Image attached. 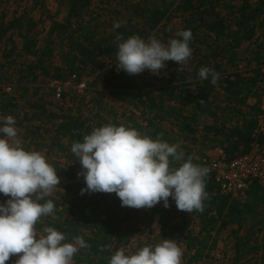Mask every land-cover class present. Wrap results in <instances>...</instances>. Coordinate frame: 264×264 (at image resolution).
<instances>
[{
	"label": "trees",
	"instance_id": "obj_1",
	"mask_svg": "<svg viewBox=\"0 0 264 264\" xmlns=\"http://www.w3.org/2000/svg\"><path fill=\"white\" fill-rule=\"evenodd\" d=\"M11 1L19 5L23 0ZM36 1L44 7V0ZM65 2L62 22L48 15L49 40L42 47L37 44L38 22L27 11L10 19L0 14V42L10 43L9 54L18 51L26 57L23 68L17 69L14 86L37 94L38 83L45 79L91 76L103 82L107 93L122 106L116 110L104 103L103 88L63 92L56 99L48 87L57 101L56 111L43 119L42 104L32 102L26 115L15 96L0 100V117L15 118L16 127L23 129L19 133L24 148L41 152L46 146L43 154L61 178V184L46 198L54 202L55 211L37 222V231L53 227L68 241L83 237L89 247L79 250L73 264H109L111 255L128 246L135 235H147L154 229L153 238L140 241L130 252L171 238L187 251L183 264H205L224 232L231 251L224 252L216 264H264V181L252 180L241 194L233 196L223 193L209 173L203 211L178 210L171 198L167 208L160 202L137 209L122 207L115 193L81 194L85 186L83 176L78 175L81 167L59 159L61 154H73L74 142L108 123L178 143L184 159L191 158L200 166H205L206 151L214 147L222 149L226 160L249 152L254 144L264 148V130L258 124L264 113L260 105L264 93V0ZM172 19H177L175 28L170 25ZM114 22L121 26L114 29ZM188 29L193 39L186 64L169 60L159 75L147 71L129 75L117 68L118 35L125 39L132 35L145 40L155 37L167 44L178 31ZM205 66L219 73L215 84L210 78H199V70ZM182 162L172 161L171 166ZM4 197L0 195V202ZM17 258L13 255L5 264H15Z\"/></svg>",
	"mask_w": 264,
	"mask_h": 264
},
{
	"label": "clouds",
	"instance_id": "obj_2",
	"mask_svg": "<svg viewBox=\"0 0 264 264\" xmlns=\"http://www.w3.org/2000/svg\"><path fill=\"white\" fill-rule=\"evenodd\" d=\"M114 22L113 28H119ZM116 66L129 75L145 71L159 75L171 60L186 64L192 55L190 29L176 33L167 44L155 37L117 36ZM198 76L215 84L219 73L201 67ZM71 152L81 164L85 186L81 194L115 193L122 207L151 208L171 198L178 210L203 211L207 198L205 178L210 168L185 160L178 143L153 139L134 127L108 123L94 128L76 141ZM172 161H183L172 167ZM61 178L40 152L27 150L18 136L12 115L0 117V264L18 255L15 264H73L74 256L89 244L81 236L67 240L64 233L46 227L43 233L37 222L55 211L50 197ZM41 201H44L41 203ZM183 251L174 239L165 238L155 245H145L135 252L121 248L109 264H181Z\"/></svg>",
	"mask_w": 264,
	"mask_h": 264
},
{
	"label": "rangeland",
	"instance_id": "obj_3",
	"mask_svg": "<svg viewBox=\"0 0 264 264\" xmlns=\"http://www.w3.org/2000/svg\"><path fill=\"white\" fill-rule=\"evenodd\" d=\"M41 1L36 0H23L20 2L19 5L16 3H13L11 0H0V14H4L7 19L12 18L14 15L19 14L23 11H27L28 15L32 17L34 20L38 22L37 25V44L38 46H44L48 42V29L50 25L49 16H51L54 20L58 22H62L65 18L67 7L65 0H44L43 6L41 7L39 5ZM177 23V19H172L170 22V25L175 28ZM57 46V45H56ZM10 48V43L6 41L0 42V100H4L5 102L8 101L11 97H14L17 99L19 105L21 108H23L24 114H28L30 112V109L32 107V102L39 103L44 105L45 107V113L42 115V119L44 115L55 112V101L53 99V93L50 92L47 86V80H43L42 82L38 83L39 88L37 90V94H33L34 91L31 89L23 90L20 88L15 87L16 84L14 79L18 68H23L25 65V59L26 57L21 54L18 51H15L11 54H9L8 49ZM9 54V55H7ZM82 79L85 81V87L91 90L92 88H103L104 89V99L103 102L108 104V106L113 107L116 110H120L121 103L117 101V99L112 96L111 94L107 93L108 88L104 87V83L101 81H96L93 77H82ZM65 81V80H64ZM68 84L64 88L65 93H70L72 90H76V84L72 81H67ZM11 86V87H10ZM75 86V87H74ZM10 87L8 90L7 88ZM85 89V90H86ZM56 98V97H55ZM57 99V98H56ZM60 100V99H59ZM262 105V103L260 104ZM41 112V110H39ZM24 114H21L19 119L22 118ZM42 121V120H41ZM45 121V120H44ZM18 122V120H17ZM42 124V122H40ZM23 124H27V122H23ZM19 127H17L18 136L22 140V135L19 132ZM36 139V138H35ZM219 148V147H214ZM213 148V149H214ZM39 150V149H38ZM46 150L45 147H41V154H43V151ZM51 155V153H49ZM60 154V153H59ZM61 163H65L67 165L71 166H77L81 167V164L78 159H76L75 155L72 154L70 156H64L61 154V157H59ZM8 197H4V201ZM1 201V200H0ZM136 228H140L141 225L136 224ZM40 233V232H39ZM42 234V233H41ZM156 235L155 229L151 232L143 235H135L128 246L124 247L128 252L131 251L133 247L137 245L140 241H145L147 237L153 238ZM158 243V242H157ZM156 243V244H157ZM230 240L227 237V235L223 232L219 236V242L217 249L213 251V257L211 259L205 260V264H216L215 260L221 258L222 254L224 252L231 251L230 247ZM182 251L183 256L181 260V264H183V258L187 254V251L185 250V247L182 244H178Z\"/></svg>",
	"mask_w": 264,
	"mask_h": 264
},
{
	"label": "built area",
	"instance_id": "obj_4",
	"mask_svg": "<svg viewBox=\"0 0 264 264\" xmlns=\"http://www.w3.org/2000/svg\"><path fill=\"white\" fill-rule=\"evenodd\" d=\"M76 84V92H84L85 81L75 75L67 78ZM68 84L64 80H51L47 86L53 90L54 96L58 99L65 91ZM75 87V86H74ZM8 90L10 87L7 88ZM261 108L264 111V93L261 97ZM258 124L260 130H264V113L259 115ZM212 153L203 158L205 166L210 168V173L219 182L223 193L233 196L241 194L252 180L264 181V148L254 144L252 149L235 158L226 160L221 148L212 149Z\"/></svg>",
	"mask_w": 264,
	"mask_h": 264
},
{
	"label": "crops",
	"instance_id": "obj_5",
	"mask_svg": "<svg viewBox=\"0 0 264 264\" xmlns=\"http://www.w3.org/2000/svg\"><path fill=\"white\" fill-rule=\"evenodd\" d=\"M252 102H253V100H251ZM213 151H212V149H210V150H207L206 151V155H209V154H211Z\"/></svg>",
	"mask_w": 264,
	"mask_h": 264
}]
</instances>
